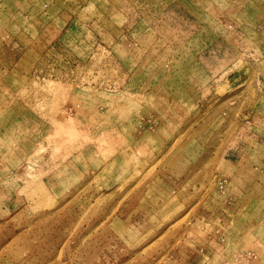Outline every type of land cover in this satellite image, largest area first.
<instances>
[{"label":"rangeland","instance_id":"374dc122","mask_svg":"<svg viewBox=\"0 0 264 264\" xmlns=\"http://www.w3.org/2000/svg\"><path fill=\"white\" fill-rule=\"evenodd\" d=\"M0 264H264V0H0Z\"/></svg>","mask_w":264,"mask_h":264}]
</instances>
